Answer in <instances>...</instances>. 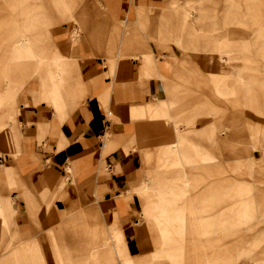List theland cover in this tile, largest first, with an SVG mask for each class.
I'll use <instances>...</instances> for the list:
<instances>
[{"label":"crops","instance_id":"obj_1","mask_svg":"<svg viewBox=\"0 0 264 264\" xmlns=\"http://www.w3.org/2000/svg\"><path fill=\"white\" fill-rule=\"evenodd\" d=\"M81 1L23 0V7L12 8L15 18L13 10L0 8L1 29L23 30L20 37L12 36L4 43L11 47L14 57L0 71L5 72L10 83L19 87L24 77L32 75H27L25 67L40 64L48 55L44 46L53 58L42 64L38 75L16 99L11 87L4 101L0 96V143L12 152L0 153V248H9L2 253L11 254L0 257V264H115L122 254L116 241L124 231L127 250L132 255L138 253L133 235L143 233L154 240L153 245L161 247L166 232L171 231L167 220L162 221V196L175 186L165 181L157 167L185 159L187 142L176 123L175 95L170 104L165 93L171 89V81L164 83L160 76L169 73V79L183 78L188 58L172 47L158 48L146 37L145 26L152 14L156 15L157 36L162 41L171 39L170 8L177 0H99L103 25L96 27L75 16ZM161 1L166 8L152 13L153 6ZM253 13L258 17L257 10ZM57 20L67 21V31L58 27L52 38L54 44L46 46L43 31L49 36ZM123 23L137 26L121 36L117 45L118 27ZM29 30L37 34L30 35ZM104 33L110 39L109 46L106 40L101 41ZM107 54L112 69L106 63ZM127 56L133 66L130 70L126 67ZM13 61L25 65L18 67L22 74L17 72L16 78L10 74ZM1 87L0 79V90ZM148 100L153 110L169 107L168 126L157 119H140L134 124L128 120L134 119L133 114H127L128 119L122 117ZM148 143L157 149L146 153L142 164L136 148ZM238 170L240 167L234 169L236 173ZM247 178L249 184L256 181L252 169ZM202 183L203 180L191 181L188 192L198 190ZM219 188L229 196L242 198L238 189H225L219 182L202 188L200 195ZM192 204L188 200V207ZM109 207L117 212L123 231L108 225L104 210ZM135 213L139 221H135ZM195 218L198 230L199 220ZM218 218L219 215L216 225ZM77 222L84 227L77 228ZM78 229L88 232L90 246H79L75 237ZM192 245L193 248L195 244ZM54 247L61 248L58 260ZM64 252L71 254L61 259ZM124 261L130 264L132 259L126 256ZM169 262L178 264L171 259Z\"/></svg>","mask_w":264,"mask_h":264},{"label":"rangeland","instance_id":"obj_2","mask_svg":"<svg viewBox=\"0 0 264 264\" xmlns=\"http://www.w3.org/2000/svg\"><path fill=\"white\" fill-rule=\"evenodd\" d=\"M28 1L31 0H27L26 3ZM20 4H23V0H0V8L9 9V11L13 10L12 8L23 7ZM48 6V8H54ZM153 7L152 13H158L165 9L166 5L161 1L160 5ZM101 8L102 4L99 0H82L76 6L74 14L77 18L88 20V26L96 27L103 25ZM255 10L259 12L258 17L254 16L253 11ZM170 14L173 20L171 39L162 41L157 36L155 32L156 15L152 14L145 26L146 37L151 39L158 48L172 47L188 58V70L183 71V78L178 76L169 79L168 73L161 80L164 83L171 81L169 86L171 89H166V94L172 98L175 95V114H179L176 123L187 142L185 159H178L175 165L157 167L162 172L165 181L175 186L169 190V193L166 192L162 196L165 205L162 221L167 220L168 225L177 231L179 227H182L183 218L188 216V211L198 218L200 239L197 243L199 249H196L195 258H200L204 254L210 259L211 264H264V242L261 243L260 239L255 238L256 232L263 230L264 226V175H262L264 173V0H177V4L170 8ZM13 15L15 18L14 10ZM66 23L67 21L63 20L52 23L53 31L49 36L43 31L45 37L42 40L46 43L44 45L54 44L52 38L56 33L55 30L63 27L67 31ZM128 24L132 27L137 26V24ZM129 26L123 23L118 27L117 45H120L121 36L136 29V27L130 29ZM22 31L13 27L0 28V67L2 70L8 65L9 58L14 57L11 47L4 43L12 36L19 35L20 37ZM78 33L81 36L85 34V32ZM28 34L33 35L37 32L31 30ZM107 39L104 33L101 41L106 40L108 45L110 39ZM44 52L45 54L48 52V55H44L45 57L38 66L26 65L27 75L31 73L32 75L26 79L24 77L19 87L10 83L9 77H4L5 72L0 71L2 80L0 96L3 101L6 99L5 93L8 87L12 88V97L16 99L21 89L38 75L42 64L53 60L49 54L50 50L45 46ZM129 58L130 56L125 57V61L128 63L126 67L130 70L133 66ZM108 59L107 54L106 63L112 69L113 66ZM138 62H140L139 59H137V64ZM24 66L13 61L12 66H9L10 74L14 77L19 73L22 74L19 68ZM185 75H188V78ZM15 103L17 109H20L16 100ZM131 109L132 112L122 114V117L128 119L127 114H133L134 119L128 120L133 121L134 124L140 119H157L158 121L163 120L165 126H168L166 116L170 112L166 105L160 110H153L148 100ZM120 115L118 114V117ZM258 144L259 147H256ZM7 149L4 144L0 143V153L6 150L8 154H11L12 152ZM136 149L140 153L143 164L145 154L154 153L157 146L148 143L137 146ZM251 163L254 165L249 168L248 165ZM236 167H240V172L239 170L238 173L234 171ZM251 169L256 174V181L249 184L247 174ZM195 180H203V183L198 190L190 193L188 185ZM214 182H219L225 189H238L242 198L235 195L229 196L220 188L208 191L204 196L200 195L202 188H208ZM126 197H129L127 191ZM237 199L248 206L247 218L257 223L256 228L251 231L253 235L248 240L252 242L246 252L243 251L242 245L246 240L243 234L247 231L237 234L236 227L238 226L229 223L227 217H223V224L221 223L223 229L221 228L218 232V237L215 236L218 231L214 229L216 226L214 221L218 216L216 206L222 204V208H225L228 207L230 200L236 201ZM188 200H192L193 203L189 208ZM217 201L219 202L214 204ZM104 211L109 226L122 228L119 216L112 207ZM135 214V221H139V214ZM75 224L77 228L84 227L82 222ZM247 225L245 223L243 227ZM121 230L123 231L124 228ZM83 232L85 230L79 229L75 232L79 246L82 244L86 247L90 246L89 238ZM79 233L84 237L80 241ZM133 237L138 253L132 255L127 250L126 232L124 231L116 241L122 254L116 258L115 264H126L124 261L126 256L132 259L130 264H169V259L179 263L184 262L177 252L173 254L172 248L179 250L182 244L181 238L177 236L165 237L161 247L153 245L154 240L146 238L143 233L133 235ZM19 243L15 246L19 247ZM6 249L9 248H0L1 258L11 255L2 253ZM60 249L53 248L57 260L60 257ZM164 249H170L171 254L166 256ZM216 250L220 253L212 252ZM10 263L22 264L15 261Z\"/></svg>","mask_w":264,"mask_h":264},{"label":"bare ground","instance_id":"obj_3","mask_svg":"<svg viewBox=\"0 0 264 264\" xmlns=\"http://www.w3.org/2000/svg\"><path fill=\"white\" fill-rule=\"evenodd\" d=\"M167 75H168V73H163V75L160 76V80H162ZM165 93H166V91H165ZM166 96H167V94H166ZM167 98H168L170 104H172L173 98L168 97V96H167ZM174 115L178 116L179 114H174ZM247 210H249L248 206H246V204H244V203H241L240 200H236V201L230 200L228 203V207L226 206L225 208H221L218 211L219 218H218L217 225L214 227V229L218 230L217 231V233H218L220 231V229L222 228L221 223L223 224V217H227L229 223H231L232 225L236 224V226H238V227H236L238 229L236 232L237 234L238 233L240 234L241 231H247V232H245V234H243L246 237V240H244L243 245H242V247H243L242 249L244 252L249 250L248 246L250 245V243L252 241L248 240V239H251V235H253V233L251 231L254 230L257 226L256 221H254L250 218H247V216H246V214L248 213ZM196 222H197V219L195 218L194 214L190 211H188V219L186 216L183 218V225H182V227H179V229L177 231L173 230L168 225V221H167V225H168L169 229H171V231L168 230V232H166V234H165V237H168V236L172 235V233H174V235L181 238V242H182V244H180L181 248L179 250L177 248H172L174 250L173 254H176V252H177L178 255L184 261L183 263L177 262L178 264H211L210 259L204 254L200 258H195L196 249H199L197 243L200 239V236L198 234V230L195 228ZM245 223H247L248 225L246 227H243V225ZM83 234L85 236L87 235V238H89L87 231L83 232ZM78 237L80 239L84 238L82 236V234H80V233H79ZM255 238L260 239L261 243L264 242V226H263V230L256 232ZM192 244H195V246L193 248H192V246H193ZM210 252H211V250H210ZM212 252L214 254L220 253V251H218V250L212 251ZM70 254L71 253L64 252L63 257L61 259H63L64 257H66ZM165 254H166V256H169L171 254L170 249H166Z\"/></svg>","mask_w":264,"mask_h":264}]
</instances>
